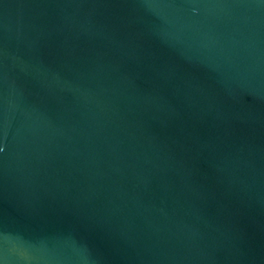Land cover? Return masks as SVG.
Listing matches in <instances>:
<instances>
[{
  "label": "water",
  "instance_id": "95a60500",
  "mask_svg": "<svg viewBox=\"0 0 264 264\" xmlns=\"http://www.w3.org/2000/svg\"><path fill=\"white\" fill-rule=\"evenodd\" d=\"M0 264H264V0H0Z\"/></svg>",
  "mask_w": 264,
  "mask_h": 264
}]
</instances>
